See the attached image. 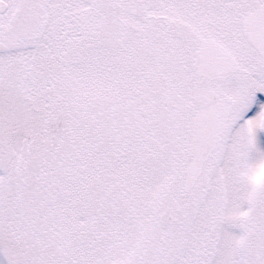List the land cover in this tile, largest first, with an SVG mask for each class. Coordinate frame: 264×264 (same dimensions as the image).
Wrapping results in <instances>:
<instances>
[{
  "label": "snow or ice",
  "instance_id": "1",
  "mask_svg": "<svg viewBox=\"0 0 264 264\" xmlns=\"http://www.w3.org/2000/svg\"><path fill=\"white\" fill-rule=\"evenodd\" d=\"M0 264H264V0H0Z\"/></svg>",
  "mask_w": 264,
  "mask_h": 264
}]
</instances>
